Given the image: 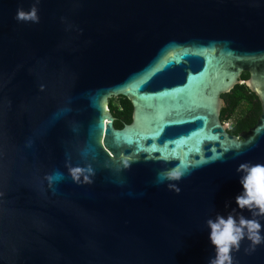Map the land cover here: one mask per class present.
<instances>
[{"label":"water","instance_id":"water-1","mask_svg":"<svg viewBox=\"0 0 264 264\" xmlns=\"http://www.w3.org/2000/svg\"><path fill=\"white\" fill-rule=\"evenodd\" d=\"M33 3L0 0V264H208L206 221L251 219L236 169L264 164V0H40L39 23L14 19ZM241 83L260 112L237 133ZM249 243L234 264H264Z\"/></svg>","mask_w":264,"mask_h":264},{"label":"clouds","instance_id":"clouds-1","mask_svg":"<svg viewBox=\"0 0 264 264\" xmlns=\"http://www.w3.org/2000/svg\"><path fill=\"white\" fill-rule=\"evenodd\" d=\"M39 2L40 0H34L28 11L18 8L14 19L18 22L39 23L36 7ZM68 171L74 183L91 184L93 182L91 177L95 175V172L90 164L84 167H69ZM236 171L241 174L239 183L243 191L236 196L235 203L239 209H247L252 218L236 216L234 215L236 210L233 209L227 218L217 214L214 220L210 218L206 221L210 230L209 239L215 250L214 258H210L208 264H234L232 253L240 250L241 241L244 239L250 242L248 248L244 250L246 254H251L256 246L264 243V236L261 235L262 225L257 219V217H264V164L244 162L238 165ZM186 174H188L186 168L163 170L158 173L157 183L179 181ZM168 188L177 194L180 192V188L174 183H169Z\"/></svg>","mask_w":264,"mask_h":264},{"label":"trees","instance_id":"trees-1","mask_svg":"<svg viewBox=\"0 0 264 264\" xmlns=\"http://www.w3.org/2000/svg\"><path fill=\"white\" fill-rule=\"evenodd\" d=\"M227 99L233 106L230 116L224 117V121L229 122L230 129L239 133L250 128L260 112L259 101L254 93L241 83L228 91ZM112 103L116 115L130 120L131 105L124 96H112ZM123 123L126 122L119 119V127Z\"/></svg>","mask_w":264,"mask_h":264},{"label":"flooded vegetation","instance_id":"flooded-vegetation-1","mask_svg":"<svg viewBox=\"0 0 264 264\" xmlns=\"http://www.w3.org/2000/svg\"><path fill=\"white\" fill-rule=\"evenodd\" d=\"M258 116V115H257ZM257 118V117H256ZM224 122H227V123H229L228 121H224Z\"/></svg>","mask_w":264,"mask_h":264},{"label":"rangeland","instance_id":"rangeland-1","mask_svg":"<svg viewBox=\"0 0 264 264\" xmlns=\"http://www.w3.org/2000/svg\"><path fill=\"white\" fill-rule=\"evenodd\" d=\"M224 123H227V122H224Z\"/></svg>","mask_w":264,"mask_h":264}]
</instances>
